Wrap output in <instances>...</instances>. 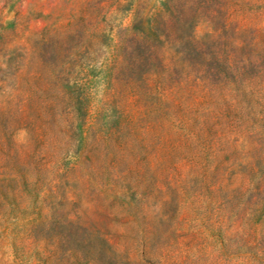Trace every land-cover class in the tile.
Wrapping results in <instances>:
<instances>
[{"label":"rangeland","instance_id":"374dc122","mask_svg":"<svg viewBox=\"0 0 264 264\" xmlns=\"http://www.w3.org/2000/svg\"><path fill=\"white\" fill-rule=\"evenodd\" d=\"M0 264H264V0H0Z\"/></svg>","mask_w":264,"mask_h":264}]
</instances>
